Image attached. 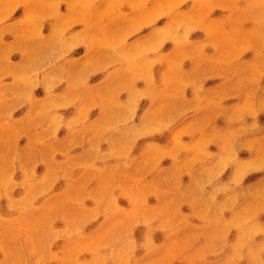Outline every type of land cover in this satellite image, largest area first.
Masks as SVG:
<instances>
[{"label": "rangeland", "instance_id": "1", "mask_svg": "<svg viewBox=\"0 0 264 264\" xmlns=\"http://www.w3.org/2000/svg\"><path fill=\"white\" fill-rule=\"evenodd\" d=\"M0 264H264V0H0Z\"/></svg>", "mask_w": 264, "mask_h": 264}]
</instances>
